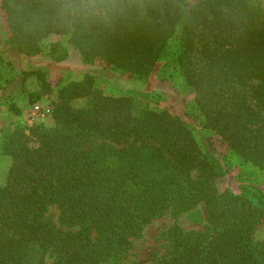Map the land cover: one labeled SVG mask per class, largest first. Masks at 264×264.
Masks as SVG:
<instances>
[{
    "label": "trees",
    "instance_id": "trees-1",
    "mask_svg": "<svg viewBox=\"0 0 264 264\" xmlns=\"http://www.w3.org/2000/svg\"><path fill=\"white\" fill-rule=\"evenodd\" d=\"M105 5L101 16L71 21L57 14L55 0H1L8 43L35 56L49 36H66L84 61L147 77L177 40L201 125L264 171L262 0ZM51 118L28 137L16 129L4 143L12 164L0 187V264H48L49 254L53 264H123L155 218L198 204L213 233L173 228L170 250L156 264H264V245L253 242L264 191H219L228 164L203 150L180 117L104 95L87 77L57 91ZM52 206L58 223L47 215Z\"/></svg>",
    "mask_w": 264,
    "mask_h": 264
},
{
    "label": "rangeland",
    "instance_id": "rangeland-1",
    "mask_svg": "<svg viewBox=\"0 0 264 264\" xmlns=\"http://www.w3.org/2000/svg\"><path fill=\"white\" fill-rule=\"evenodd\" d=\"M264 7V0H262ZM6 17L0 0V187L6 182L12 158L3 153L4 143L16 129L29 136L34 125L50 126L51 111L57 91L71 82L91 77L95 90L107 96L134 97L146 101L154 110H166L180 117L192 130L203 150L210 151L228 164V174L218 182L219 191L228 188L236 193L249 189L264 191V171L244 162L231 152L214 131L204 129L195 106V92L179 69L177 55L181 46L173 40L161 55L153 72L147 77L125 73L101 59L84 61L66 36L51 35L42 43V52L24 56L12 50L8 43ZM42 73V75H40ZM40 98L36 100V96ZM84 105L78 100L77 106ZM58 223L59 209L50 207L47 214ZM179 228L184 233L210 236L203 205L188 210L168 209L149 224L125 256L123 264H156L170 250V231ZM253 242L264 245V221L253 232ZM52 254L47 263L53 264Z\"/></svg>",
    "mask_w": 264,
    "mask_h": 264
},
{
    "label": "clouds",
    "instance_id": "clouds-1",
    "mask_svg": "<svg viewBox=\"0 0 264 264\" xmlns=\"http://www.w3.org/2000/svg\"><path fill=\"white\" fill-rule=\"evenodd\" d=\"M107 6L105 0H55V11L68 20H87L101 16Z\"/></svg>",
    "mask_w": 264,
    "mask_h": 264
}]
</instances>
